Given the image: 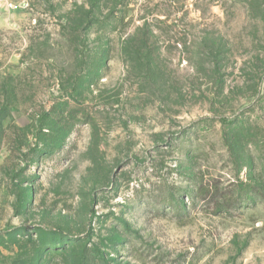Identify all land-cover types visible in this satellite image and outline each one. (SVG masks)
Wrapping results in <instances>:
<instances>
[{
  "label": "rangeland",
  "instance_id": "1",
  "mask_svg": "<svg viewBox=\"0 0 264 264\" xmlns=\"http://www.w3.org/2000/svg\"><path fill=\"white\" fill-rule=\"evenodd\" d=\"M0 264H264V0H0Z\"/></svg>",
  "mask_w": 264,
  "mask_h": 264
}]
</instances>
